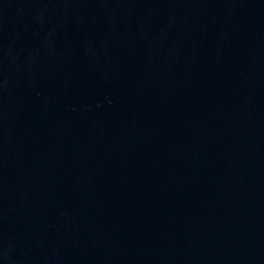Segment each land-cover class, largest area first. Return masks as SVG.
I'll return each mask as SVG.
<instances>
[{
    "label": "water",
    "instance_id": "95a60500",
    "mask_svg": "<svg viewBox=\"0 0 264 264\" xmlns=\"http://www.w3.org/2000/svg\"><path fill=\"white\" fill-rule=\"evenodd\" d=\"M0 264H264V0H0Z\"/></svg>",
    "mask_w": 264,
    "mask_h": 264
}]
</instances>
